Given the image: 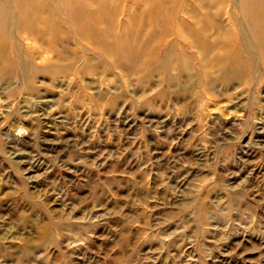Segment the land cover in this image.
I'll return each instance as SVG.
<instances>
[{
  "label": "rangeland",
  "instance_id": "rangeland-1",
  "mask_svg": "<svg viewBox=\"0 0 264 264\" xmlns=\"http://www.w3.org/2000/svg\"><path fill=\"white\" fill-rule=\"evenodd\" d=\"M68 1H34L37 36L15 8L1 24L0 264H264L245 0Z\"/></svg>",
  "mask_w": 264,
  "mask_h": 264
},
{
  "label": "bare ground",
  "instance_id": "bare-ground-1",
  "mask_svg": "<svg viewBox=\"0 0 264 264\" xmlns=\"http://www.w3.org/2000/svg\"><path fill=\"white\" fill-rule=\"evenodd\" d=\"M34 1L37 0H20V4H14L13 2L9 1V2H5L4 6H5V10L3 15H0V30L1 32L4 30V26L1 24H4L5 27H8V24L12 22V14H11V10L13 8H15V10H18V15L20 16L19 19V25L20 27L22 26L25 28H28L29 31L33 32L34 35H38L39 31H37L38 29L43 28V26L47 23H49L50 21L46 20L41 17V15L39 16H34V11H36L34 8ZM68 2H71V0H69ZM13 3V4H12ZM36 5V4H35ZM90 5H95V3L92 1L90 2ZM243 8L245 9V11L248 12V21L251 23L250 26V31L252 32L253 36L256 38H261L260 35V30L262 27H264V0H245L243 3ZM46 8H44L45 11ZM98 13L95 12L94 16L92 17L93 20L97 19L98 17ZM71 17V22L74 24L75 28H77L76 33L78 32V27L76 26V24L79 22V18L78 14L75 12H73V14L70 15ZM18 23V22H17ZM14 27V25H12ZM262 26V27H261ZM3 27V28H2ZM216 27V26H214ZM217 28V27H216ZM5 33V32H4ZM78 34L80 36H82L84 39H91L92 35L90 33L86 34H81L80 30L78 32ZM256 35V36H255ZM255 39L258 42V39ZM261 46V45H259ZM121 50V51H120ZM128 51V54H126L125 56H122L124 61L127 62L128 64H132L135 60L140 61V62H144L143 58L141 57V59L139 58V55L144 54L145 50H142L141 52H137V49H119V52L121 54H123L124 51ZM171 50L172 49H166V51H168L169 55H171ZM213 49H204L201 51V53H203L206 56V52H207V56L209 55V53L212 51ZM261 51L262 57H263V63H264V49L261 48L259 49ZM224 52V51H223ZM137 53H139L138 55H136ZM164 53V52H163ZM162 53V54H163ZM180 61L182 63V65L185 67L186 63H187V59L184 57L183 54H181L180 56ZM216 67L218 68V70L220 72H222V74L224 76H227L233 72H231L232 70H234V65H235V61L233 63H229V61H226L225 59L223 60H214V62ZM235 75V73H234ZM239 76H237L238 78Z\"/></svg>",
  "mask_w": 264,
  "mask_h": 264
}]
</instances>
